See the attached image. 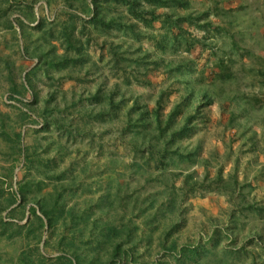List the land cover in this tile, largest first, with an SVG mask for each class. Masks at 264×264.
Returning <instances> with one entry per match:
<instances>
[{
	"label": "rangeland",
	"instance_id": "rangeland-1",
	"mask_svg": "<svg viewBox=\"0 0 264 264\" xmlns=\"http://www.w3.org/2000/svg\"><path fill=\"white\" fill-rule=\"evenodd\" d=\"M46 1L13 0L14 3L21 2L24 8L33 3L37 19L47 17L53 22L58 18L61 24L68 21L61 0H56L57 5L52 7H48ZM192 1L195 10H203L212 4L211 0ZM228 2L226 7L231 11L230 17L218 18L217 22L227 25L231 21L232 26H227L235 40L226 32L211 34L209 37L212 38L206 39L210 47L193 54L183 52V47L175 50L169 44L162 49L155 40L147 38L143 41L142 46L152 56L149 60L165 59L166 63L172 61L174 66L179 60H194L197 67L192 72L184 71L181 75L167 72L158 76L148 73L151 83L148 86L138 84L137 78L143 77L135 74L128 83L121 73L112 72L109 58H102V51L94 47L89 51L91 62L87 66L92 67V71L87 75L88 81L80 83L78 80L85 71L75 72L73 80H66L59 87L61 74L54 75L53 72L54 77L50 79L43 71L37 72L34 77L36 100L30 94L20 98L25 105L10 99L11 83L7 73L11 70L15 82L20 84L25 73L38 62L23 58L24 30L18 26L17 17L27 24L29 21L13 6L9 19L14 21L17 36L3 30L5 19L0 21V55L9 63L7 67L3 62L0 64L3 69L0 74V184L12 193L16 192L20 181L45 180L48 187L43 193L36 194L33 189L31 196L44 199L49 207L53 206L56 191L63 194L65 211L74 208L77 216L83 213L90 216L88 224L80 227L86 237L78 236L77 246L82 245L81 241L85 244L95 239L98 231L107 225L126 224L130 228L124 231L122 240H128V246L136 247L137 262L178 264L174 256L161 249L160 242L165 239L164 232L169 229L166 228L178 222L183 214L185 223L173 232L167 245L173 240L180 248L205 245L217 252L218 257L229 246L241 252V259L232 260L230 264L263 263L264 212L257 206L264 207V0ZM161 36L157 40H162ZM35 38L36 35L32 36V41H26V45H31ZM234 42L238 50L233 51ZM138 46L140 44H134V48ZM231 51L236 62L235 78L226 83L216 79L203 80L201 70L211 68L218 56L224 57ZM62 52L63 49H59V53ZM199 52L201 58L198 59ZM130 56L133 61L146 58V55ZM206 59L208 63H199ZM136 72L142 73L144 68ZM98 88L104 90L106 97L113 94L116 102L125 100L117 117L108 116L107 111L100 116L102 109L107 110L108 106L101 108L92 101L91 95ZM191 93L194 100L187 99ZM202 93L210 96L213 103H203ZM133 106L147 110L151 117L152 125L145 135L136 136L124 131L127 122L124 113ZM191 115L197 116L192 133L180 143L178 151L181 156L193 154L192 161L169 154L162 162L160 156L164 144L158 139V116L163 119V126L171 118L176 130ZM136 117L133 115V120ZM47 125L48 129H44ZM3 132L13 140L16 134L22 136L16 143ZM130 142L133 143L129 145ZM132 145L140 147L143 153L134 152ZM26 155L34 164L31 169L25 166ZM135 165L142 171L134 169ZM209 186L214 191H207ZM194 188L198 190L188 193L184 199L182 190L190 192ZM127 194H132L131 199L139 198V203L133 205ZM153 196L156 201L153 209L144 216H137L140 208H148ZM173 198L178 201L170 214L167 209ZM30 207H35L41 216L34 203H30ZM121 207L125 211L124 218ZM6 214L4 212L3 216ZM64 216H67L66 212ZM28 218L27 213L21 223ZM70 234L65 233L67 239ZM43 235L42 252L51 257L61 255L58 250L61 221L54 231L46 227ZM51 235L50 246L44 247L43 242ZM212 238L220 240L215 249ZM23 240L0 243L1 264H10L9 260L15 262L24 248ZM84 248L90 249L88 245ZM80 251L85 253L83 249ZM101 254L104 259L105 254ZM205 261L200 262L204 264Z\"/></svg>",
	"mask_w": 264,
	"mask_h": 264
},
{
	"label": "trees",
	"instance_id": "trees-1",
	"mask_svg": "<svg viewBox=\"0 0 264 264\" xmlns=\"http://www.w3.org/2000/svg\"><path fill=\"white\" fill-rule=\"evenodd\" d=\"M203 1L205 2V0ZM211 1L212 4L206 6L203 10H195L192 0H61L64 5L63 11L69 16L68 21L61 24L58 18L53 22H50L47 17L37 19L33 3L24 8L21 2L14 3L13 0H0V21L5 19L4 23L0 22L3 30L14 33L15 36L18 34L14 21L9 19L13 6L21 11V15L29 21V24H27L24 19L17 17L18 26L24 30L22 32L24 41L23 58L36 59L38 62L30 71L25 73L24 81L20 84L15 82L12 71L8 70V80L11 83L9 87L10 99L25 105V102L20 98H25L30 94L36 100L34 77L40 71H43L50 79L55 74H61L59 77L62 82L59 83V87L63 86L64 81L73 80V73L75 72L85 71V73L79 75L81 78H77L80 83L88 81L87 75H90L92 71V67L87 66L91 62L89 51L94 47H98L102 51V58H109L112 72L121 73L128 83L135 74H141L143 77L140 79L135 76L138 84L148 86L151 84L147 78L148 73H153L155 76L167 72L180 75L185 72L190 73L194 67H197L194 60H179L175 66L172 61L166 63L165 59L149 60L152 56L144 49L142 43L148 38L149 40H155L158 47L162 49L171 44V47H174L175 50L176 48L181 50V47H183V52L193 54L199 49L210 47V44L206 43V39L210 40L212 38L209 37L211 34L226 32L230 38L235 40V36L229 32L231 30L227 26L231 25L232 22L228 21L227 25L217 22L218 18L230 17L231 11L228 10L226 4L232 0ZM46 2L48 7L57 5L56 0H47ZM31 23L36 25L31 26ZM202 33L203 35L199 36ZM35 35L36 38L32 44L26 45V41H32L30 39ZM160 36L162 40H157ZM134 44H140V46L134 48ZM233 46V51L238 50L236 42L233 43ZM59 49H63V52L59 53ZM231 52L225 54L224 57L218 56L216 63L211 68H203L200 72L203 80L216 79L221 83L233 80L236 75V62L233 59V52ZM130 55H146V58L133 61ZM197 58H201L200 52L197 54ZM2 62L6 67L9 65L7 60L0 55V64ZM208 62L209 60L206 59L199 63L206 64ZM140 68H144V72L137 73L136 71H139ZM1 73H3V69L1 70L0 66ZM101 88H98L91 95L92 101H95L101 108L104 105L108 106L107 110L102 109L103 112L100 116H103V113L107 111L108 116L117 117L119 112L123 110L125 100L116 102L113 94L106 97L107 94ZM54 95L55 92L50 98L53 99ZM202 95L203 103L205 101L206 105L213 103L210 96L205 93H202ZM187 99L194 100L193 93L188 95ZM156 112V114H159L158 110ZM22 113L26 118L29 117L27 113ZM124 115L127 120L124 130L126 134L145 135L146 130L152 125L148 111L143 110L141 107L138 109L137 106H133ZM133 115H137L134 120ZM196 118V115L187 117L180 129L175 130L171 118L163 126V119L158 116L156 120L158 139L163 141L164 144L160 156L162 162L167 159L169 154L192 161L193 154L181 156L178 149L180 143L192 133V126ZM46 128L48 129V125L44 129ZM3 133L16 143L22 136L16 134V138L13 140L9 134ZM68 133L71 135L72 131L69 129ZM132 143L130 142L129 145ZM132 147L134 152L143 153L140 147L136 145H132ZM174 148L175 150H172ZM18 154L21 155V148H19ZM192 163L194 164V162ZM33 165L29 156L26 155L25 166L31 169ZM133 168L142 171L140 166L135 165ZM46 187H48V184L45 180H39L38 182L23 180L19 182L16 192L10 193L5 189L4 184H0V243L6 241L9 243L19 242V238L24 239V248L19 251L15 262L12 263V260H9L10 264H143L136 261V247L128 246V240H122L124 231H129L130 228L126 224L121 226L107 225L98 231L95 239L86 241L85 244L84 241H81L82 245L77 246L78 236L81 239L86 237L80 227L88 224L90 216L86 213L77 216L74 208L65 211L63 194H57V191L54 194L55 199L52 200V207L46 205L44 199L41 200L38 197L37 200L35 196H31L33 189H36V194H42ZM167 189H169L168 186ZM206 189L207 191H214L210 186ZM197 190V188L192 189L190 192L182 190L184 199L188 196V193ZM127 197L131 199L132 194H127ZM131 201L133 205H137L139 198H133ZM177 201L178 198L177 200L175 198L170 200L168 213L174 212ZM155 202L153 196L150 199L148 208H140L137 216L140 217V214L144 216L149 209H153ZM30 203H34L40 209L41 216L35 207L28 208ZM119 204H122V201ZM122 207L121 217L124 218L125 211ZM257 209L264 212L262 206H257ZM4 212H7L6 216H3ZM65 212L67 216H64ZM165 212L166 210H163V213ZM27 213L29 218L22 224L21 222L25 221ZM182 215L179 216L178 222L166 228L169 229L164 232L165 239L160 242L161 249L166 254L174 256L178 264H203L200 262L203 259L206 260L204 264H230L233 263L232 260L241 259V252H237L229 246H226L218 257L217 252L208 249L205 245L198 244L180 248L175 240L167 245L168 239L173 236V232L178 231L182 223H185L181 217ZM59 220L61 221L62 236L58 240V250L61 255L56 257L46 256L40 247L44 236L43 230L49 227L50 231H54ZM66 232L71 233L70 239L65 236ZM223 234L225 235V233ZM50 238L52 239L53 235L43 242L44 247L50 246ZM226 238H228V234H226ZM211 241L213 249L220 244V240L212 238ZM84 245H88L90 249H85ZM105 247L106 250H104ZM81 249L85 250V253H82ZM102 252L105 254L106 259L102 258ZM2 257L3 254L0 252V264ZM254 264H258V262H254ZM259 264H264V262Z\"/></svg>",
	"mask_w": 264,
	"mask_h": 264
}]
</instances>
